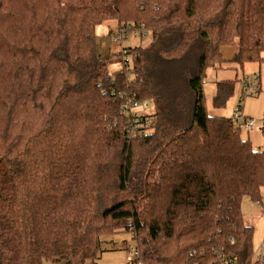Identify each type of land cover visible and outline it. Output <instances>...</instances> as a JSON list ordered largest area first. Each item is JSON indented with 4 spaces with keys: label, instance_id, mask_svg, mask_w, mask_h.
Wrapping results in <instances>:
<instances>
[{
    "label": "trees",
    "instance_id": "trees-1",
    "mask_svg": "<svg viewBox=\"0 0 264 264\" xmlns=\"http://www.w3.org/2000/svg\"><path fill=\"white\" fill-rule=\"evenodd\" d=\"M111 19L151 34L132 69L98 50ZM224 47L264 61V0H0V264H101L120 231L143 264H251L241 206L261 202L264 149L207 112ZM129 100L153 109L135 122Z\"/></svg>",
    "mask_w": 264,
    "mask_h": 264
},
{
    "label": "rangeland",
    "instance_id": "rangeland-1",
    "mask_svg": "<svg viewBox=\"0 0 264 264\" xmlns=\"http://www.w3.org/2000/svg\"><path fill=\"white\" fill-rule=\"evenodd\" d=\"M124 25V24H123ZM124 27V26H123ZM120 23L115 20H107L96 27L98 35V50L108 59V71L117 72L120 69H132L133 57L130 49L145 47L151 42V34H135L129 32L127 36L118 37ZM128 53L124 55V53ZM264 56V53H263ZM127 63L125 64V61ZM231 81L234 83V91L222 107L214 105V96L217 92V83ZM247 82V85H245ZM246 89V90H244ZM252 89L253 95L246 93ZM205 106L209 115L230 118L242 106V115L256 123L257 128L248 133L241 128V135L249 139L254 149H264V61L261 63H244L225 61L220 68H208L204 83ZM148 104L147 114L153 109L152 101H144L141 105ZM260 199L264 202V186L260 190ZM242 215L246 222L253 226L252 246L256 251L264 238V207L259 206L249 196L242 199ZM136 245L131 233L120 231L103 238L100 246L99 261L101 264H128L127 246ZM43 264H49L44 262Z\"/></svg>",
    "mask_w": 264,
    "mask_h": 264
},
{
    "label": "built area",
    "instance_id": "built-area-1",
    "mask_svg": "<svg viewBox=\"0 0 264 264\" xmlns=\"http://www.w3.org/2000/svg\"><path fill=\"white\" fill-rule=\"evenodd\" d=\"M134 31L135 34L140 33L141 35L145 34L146 31L143 29L140 30H132L130 27L124 26L121 28L118 32V37L122 39V35L124 34L127 36L129 32ZM128 53H124V55H127ZM127 63V60L125 61V64ZM247 85V82L246 84ZM246 90V89H244ZM247 95H253L252 89L246 93ZM149 105H141V103H138L133 100H129L127 104L125 105V112L127 114H131L134 117V121L138 122L140 120L139 116L142 114H146V110H148ZM242 106L239 103L238 109L233 113V115L230 117L231 120L233 121L234 125L244 128L248 133L253 131L254 129L257 128L256 123L252 121L251 119L248 120L242 115ZM152 126V120L151 119H146L145 122L135 125L134 130L131 131V135L136 136L137 133L141 134L142 131L139 130V127L145 128V129H150ZM259 206L264 207V202H258ZM127 252H128V264H143L140 260V251L137 245L127 246ZM251 264H264V238L260 246L256 251L253 252L252 258H251ZM217 264V263H215ZM218 264H235L228 256H223L219 260Z\"/></svg>",
    "mask_w": 264,
    "mask_h": 264
},
{
    "label": "crops",
    "instance_id": "crops-1",
    "mask_svg": "<svg viewBox=\"0 0 264 264\" xmlns=\"http://www.w3.org/2000/svg\"><path fill=\"white\" fill-rule=\"evenodd\" d=\"M238 49L235 47H224L222 49V55L224 60L230 61L233 59L234 55L237 53Z\"/></svg>",
    "mask_w": 264,
    "mask_h": 264
}]
</instances>
